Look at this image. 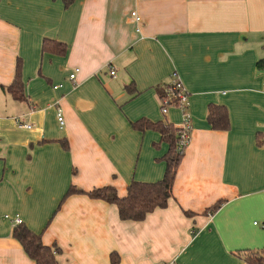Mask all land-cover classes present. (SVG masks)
Here are the masks:
<instances>
[{
	"label": "crops",
	"instance_id": "crops-1",
	"mask_svg": "<svg viewBox=\"0 0 264 264\" xmlns=\"http://www.w3.org/2000/svg\"><path fill=\"white\" fill-rule=\"evenodd\" d=\"M262 59L264 0H0V264H34L12 237L16 217L59 248V264H248L264 250ZM17 60L25 102L3 90ZM173 72L191 123L167 207L134 222L86 195L64 199L162 179L168 145L132 124L182 126L177 109L160 112ZM210 105L226 109L227 129H212Z\"/></svg>",
	"mask_w": 264,
	"mask_h": 264
},
{
	"label": "trees",
	"instance_id": "trees-1",
	"mask_svg": "<svg viewBox=\"0 0 264 264\" xmlns=\"http://www.w3.org/2000/svg\"><path fill=\"white\" fill-rule=\"evenodd\" d=\"M67 8L74 0H62ZM43 51L63 55L66 53L67 47L61 43L45 40L43 42ZM256 68L264 70V59L256 64ZM22 62L17 60L15 66V74L11 85L3 89L14 101L25 102L24 85L21 78ZM133 84L126 86V91L134 96L137 92L134 90ZM168 84L157 90L159 99L165 96ZM207 121L212 129H227L228 118L224 107L212 106L208 107ZM135 130L144 132L145 130H154L161 136L160 143L168 145L167 153L161 158L165 162V172L161 180L153 183H143L131 181L126 188V195L119 197L115 188L105 186L84 192L78 188L70 187L65 197L70 195H86L90 199L101 200L108 204L115 205L118 210L119 219L122 221L140 222L155 209H164L167 207L168 201L172 196V186L178 166L182 160L186 144L181 143L180 133L182 128L175 127L170 123L163 121L151 123L146 120H139L132 124ZM260 144V143H259ZM222 201H218L208 208L206 214H214L222 205ZM185 215L190 216L188 212ZM12 237L17 240L25 254L34 262V264H59L57 255L60 253L59 248L53 245L45 246L41 242L40 234L33 233L25 225H15L12 231ZM111 258L113 259L112 255ZM244 261L248 264H264V250L252 253L244 257ZM114 263V261H113Z\"/></svg>",
	"mask_w": 264,
	"mask_h": 264
},
{
	"label": "built area",
	"instance_id": "built-area-1",
	"mask_svg": "<svg viewBox=\"0 0 264 264\" xmlns=\"http://www.w3.org/2000/svg\"><path fill=\"white\" fill-rule=\"evenodd\" d=\"M134 21L136 23H140V18L135 14H131ZM137 31L139 29L137 28ZM109 75L111 77H115V72L110 71ZM70 80L75 79V75L72 74L69 77ZM263 85H264V79H263ZM57 89V88H54ZM188 107H189V99L188 94L186 90L184 89L178 75L176 72H173L170 76V80L168 82V89L165 91V96L160 100V112L163 116H165L170 108L177 109L182 126V131L180 133L181 143L188 144L189 138H190V115L188 114ZM56 119L59 127H62L64 125V119H63V112L60 107H56ZM17 126L21 129H31L30 125L23 124L21 122H17ZM11 222L14 225L21 224L22 221L19 218H13ZM262 227H264L262 225Z\"/></svg>",
	"mask_w": 264,
	"mask_h": 264
}]
</instances>
